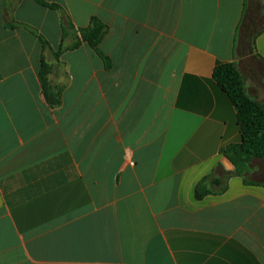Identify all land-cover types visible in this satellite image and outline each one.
Segmentation results:
<instances>
[{"label":"crops","instance_id":"1","mask_svg":"<svg viewBox=\"0 0 264 264\" xmlns=\"http://www.w3.org/2000/svg\"><path fill=\"white\" fill-rule=\"evenodd\" d=\"M43 1L0 0V264H264V158L238 175L222 153L240 136L213 80L235 63L264 105V0ZM65 17L105 24L108 63L56 56Z\"/></svg>","mask_w":264,"mask_h":264},{"label":"trees","instance_id":"2","mask_svg":"<svg viewBox=\"0 0 264 264\" xmlns=\"http://www.w3.org/2000/svg\"><path fill=\"white\" fill-rule=\"evenodd\" d=\"M41 5L48 6L43 0H35ZM61 10L58 6H51ZM60 54L78 49L83 43H88L108 63V59L100 52L99 46L106 34V26L94 18L86 29L75 28L68 17ZM74 37V43L70 46L64 44L67 35ZM46 46V43L43 41ZM109 65V64H108ZM52 67L42 61L40 81L43 95L51 108L61 105V89L54 87L49 79ZM213 80L217 87L227 95L237 112V121L240 140L238 143L230 144L222 149V153L236 168V173L242 175L248 170L250 163L255 159L264 158V105L250 98L245 90V80L235 63H218L213 71ZM203 184L197 187V198H202L207 192L203 191Z\"/></svg>","mask_w":264,"mask_h":264}]
</instances>
